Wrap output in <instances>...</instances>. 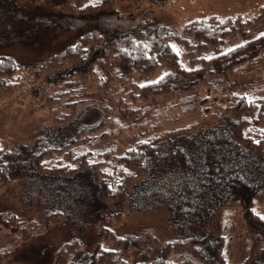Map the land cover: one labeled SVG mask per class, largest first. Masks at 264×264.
<instances>
[{"label": "trees", "instance_id": "1", "mask_svg": "<svg viewBox=\"0 0 264 264\" xmlns=\"http://www.w3.org/2000/svg\"><path fill=\"white\" fill-rule=\"evenodd\" d=\"M48 1L60 14L75 19L78 15L99 11L110 13L117 1L139 5L143 0ZM261 7L253 19L264 24V5ZM250 21L240 16L219 18L211 14L188 22L181 33L165 27L146 31L125 22L106 31L83 29L79 24L77 37L49 55L48 62L60 59L62 70L70 75L92 63L91 71L102 73L107 82L130 78L135 73L142 76L143 82L133 81L126 93L116 95L110 87H101L96 93V102H89L78 112H69L64 117L71 122L64 125V118H57L59 125L52 128L57 132L54 141L48 137L47 141L38 138L25 148L29 161L27 156L21 157L19 151L4 152L0 147V184L13 178V170L17 169L28 172L27 175H44L52 183L84 175L93 190L94 205L101 208L109 203L121 205L129 192L127 199L131 206L134 197L138 207L143 209L152 204L165 207L170 223L180 233L161 243L150 258L127 261L119 255L110 256V250H104L93 256L90 264L95 261L105 264H227L221 225V209L227 205H240L246 219L245 235L251 241L248 256L237 264H264V218L254 208L255 202L264 205V94L252 97L214 91L221 87L225 77L235 83L237 69L242 67L240 63L250 61L264 48L263 33L219 51L229 35H246ZM175 41L180 42L182 53L190 62L198 63H181ZM196 48L200 57H196ZM17 68L13 58L0 55L2 90H12L4 77ZM159 99L171 101L169 108L173 107V116L199 110L203 119L177 130L154 133L155 123L150 114L136 117L137 107L132 103L139 101L146 112H150L153 104L156 108L151 113L159 115L157 107L160 105L156 102ZM92 106L101 114L99 120L86 128L77 125L75 122ZM158 115L154 116L155 120ZM111 124L113 133L105 128ZM141 126L146 128L136 133L131 131ZM59 130L65 133L57 137ZM71 131H75L72 132L75 135ZM124 131L134 138L132 142H123L128 137L120 135ZM67 139L71 141L64 143ZM54 148L65 150L70 160L42 164L41 157ZM149 191L151 200L146 197ZM136 193L139 198L135 197ZM59 215L62 211H50L48 221ZM13 231L21 236L25 233L23 227L14 225ZM109 234L126 245L137 244L141 237ZM70 250L75 259L72 264H83L81 259L85 255L80 254L76 239L59 247L55 264H66Z\"/></svg>", "mask_w": 264, "mask_h": 264}, {"label": "rangeland", "instance_id": "2", "mask_svg": "<svg viewBox=\"0 0 264 264\" xmlns=\"http://www.w3.org/2000/svg\"><path fill=\"white\" fill-rule=\"evenodd\" d=\"M262 5L264 0H143L139 5L117 1L110 13L99 11L78 15L73 19L60 14L48 0H0V55L10 56L18 66L11 75L4 77L11 84L12 90L5 91L0 87L2 151H19L21 157L25 159L27 156L29 161L25 148L38 138L47 141L48 137L54 141L57 132L52 131V128L59 125L57 118H64L69 112H78L89 102H96V93L101 87H110L116 95L126 93L133 81L143 82L138 73L130 78H115L107 82L102 73L91 71L92 63H87V66H82L78 72L70 75L62 70L60 59L48 62L49 55L57 53L77 37L79 24L83 29L90 27L106 31L114 30L125 22L126 25H137L146 31L165 27L181 33L188 22L211 14L219 18L240 16L242 19H251L247 23V34L229 35L219 48L222 52L264 33L262 21L253 19ZM174 47L181 63H198L187 59V55L182 53L180 42L175 41ZM195 54L200 57L198 48ZM240 64L242 67L237 69L235 83L225 77L221 87L214 88V91L217 94L233 92L252 97L263 95L264 48L258 56ZM156 102L160 105L157 107L159 115L151 113L156 108L153 104L148 110L150 112H146L139 101L132 103L137 107L136 117L143 118L150 114V119L155 123L152 129H155L154 133L177 130L197 124L198 120L203 119L198 114L199 110L173 116V107L169 108L171 101L159 99ZM155 115H158L157 120ZM100 116L99 111L92 106L75 123L81 127H90L89 124L96 123ZM69 122L71 119L64 118L62 123L65 125ZM111 127L114 125L105 128L113 133ZM144 127H135L131 131L136 133ZM59 133L57 137L64 134L65 130H59ZM127 134L125 131L120 133L123 137ZM127 136L123 142H132L134 138ZM70 141L67 139L64 143ZM70 157L65 150L54 148L43 155L40 161L44 165H51L58 159L64 162L70 160ZM27 173L21 169L13 170V178L0 184V264H55L57 250L71 239L78 241L80 254L83 252L85 255L81 259L83 264H90V259L102 254L104 250H110V256L119 255L127 261H133L152 257L161 243L180 234L170 223L165 207L152 204L143 209L138 207L134 197L131 206L127 199L129 192L121 205L109 203L101 208L92 203L93 190L84 175L77 174L66 180L57 179L56 184L44 175ZM149 192L150 195L146 197L151 200L152 192ZM135 197L139 198V194L136 193ZM257 203L254 208L264 218V205ZM52 210H60L62 215L51 217L49 222L48 213ZM5 219L7 223L2 222ZM13 225L23 227L25 233L21 236L19 232L13 231ZM221 225L226 263L242 262L249 254L251 241L245 235L247 225L240 205L223 206ZM109 233L116 237L132 234L141 237L137 244L126 245ZM72 252L70 250L66 264L75 261ZM94 264L105 263L95 261Z\"/></svg>", "mask_w": 264, "mask_h": 264}]
</instances>
